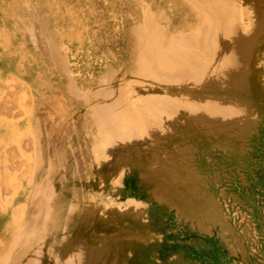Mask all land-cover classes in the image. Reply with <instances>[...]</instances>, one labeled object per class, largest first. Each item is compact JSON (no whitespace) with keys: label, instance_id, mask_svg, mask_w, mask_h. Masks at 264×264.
<instances>
[{"label":"rangeland","instance_id":"rangeland-1","mask_svg":"<svg viewBox=\"0 0 264 264\" xmlns=\"http://www.w3.org/2000/svg\"><path fill=\"white\" fill-rule=\"evenodd\" d=\"M215 1L0 0V264H264V0H225L236 51ZM155 31H219V83L142 69ZM204 101L245 117L205 128Z\"/></svg>","mask_w":264,"mask_h":264},{"label":"bare ground","instance_id":"bare-ground-1","mask_svg":"<svg viewBox=\"0 0 264 264\" xmlns=\"http://www.w3.org/2000/svg\"><path fill=\"white\" fill-rule=\"evenodd\" d=\"M225 0H216L215 4L217 5V8L215 9V12L211 14L210 17H208V21L209 18H212V24L210 25L209 23V29L213 30L212 27L217 28L219 31L224 33L225 38H228L229 40V45L232 47L234 46L235 49H233L234 51L237 50L236 46L239 45V40H241V37L239 35L236 34V30H235V26L234 25H227L226 24V20L228 17H230V14H234L233 10H230V8H227L226 6L224 7V3ZM230 4V3H229ZM262 5V4H261ZM241 6V5H240ZM178 7V5H177ZM248 9V8H247ZM258 9V8H257ZM244 10V9H243ZM262 10V9H261ZM245 11V10H244ZM263 12V11H262ZM261 13V12H260ZM259 13V14H260ZM187 14V13H186ZM206 14L208 15V11H206ZM187 17V15H186ZM248 18V17H247ZM191 19V18H190ZM199 19V18H198ZM186 22V20H185ZM260 22V20H259ZM190 23V22H189ZM247 23V22H246ZM186 24V23H185ZM258 27V26H257ZM208 28V26H207ZM206 28V30H207ZM255 29V28H254ZM205 30V31H206ZM248 30V29H247ZM203 31V30H202ZM204 31V32H205ZM215 31V30H214ZM219 31H216L215 33L212 32L210 34H208L205 37V34L201 35V37H197L195 34L194 36H190V37H186V38H181L179 39L180 41H177L174 44H163L161 42H156L155 41V37L158 35L156 33V31L152 33V36H148L147 40L149 38V44H148V49H143L145 54L143 55V51L141 52L143 55L142 58V64L141 68L147 70V72H149V74H152L153 72L155 73L157 70H159L160 68H166V67H170L172 65V61L173 59H179L182 57H185L183 60H181L178 63V67L179 70L177 72H175V74H173L172 78L170 79H176L177 82H183V84L188 81L191 80L196 84H202V85H215L217 82L216 81H210L208 78V74L207 73H212L211 71L215 69V67L212 64H206V54H209L207 47H210V42L214 43L216 40L220 39L219 37ZM256 31V30H255ZM263 31V30H262ZM142 32V31H141ZM143 33V32H142ZM259 33V32H258ZM262 33V32H261ZM264 33V32H263ZM259 35V34H257ZM256 35V36H257ZM140 36H143V34H141ZM258 37V36H257ZM256 39V37H255ZM222 41V40H220ZM225 42V41H224ZM238 43V44H237ZM220 44V43H219ZM223 44V43H222ZM225 45V44H224ZM144 47V46H143ZM185 47V48H183ZM192 47H201L202 52H196V51H190L187 50L186 48H192ZM182 50L181 54L179 50ZM250 49V48H249ZM141 51V50H140ZM178 52L180 55H174L175 52ZM218 52V51H217ZM198 53L200 54V58L196 55ZM225 53V52H224ZM223 53V54H224ZM246 53V52H245ZM222 57V56H221ZM252 58V57H251ZM233 59V57H232ZM232 63H236V65H234L232 67V70L234 73H232V70H229L230 74H237V73H243V71L241 70H235V68H238L239 66L242 67V64L245 62V59H242L241 61H236V59H233ZM205 62V63H204ZM248 62V61H246ZM174 63V61H173ZM247 65V64H246ZM173 67V66H172ZM247 67V66H246ZM229 69V68H228ZM231 69V68H230ZM247 73V72H246ZM153 75V74H152ZM195 80V81H194ZM246 82V81H245ZM219 83V82H218ZM217 83V84H218ZM230 83V82H228ZM226 85V84H225ZM224 85V86H225ZM235 85V84H234ZM176 87V86H175ZM204 87V86H203ZM176 89V88H175ZM189 90V89H188ZM178 91V90H177ZM174 92V91H173ZM174 94V93H173ZM189 94V93H188ZM178 96V95H177ZM16 97V96H15ZM19 100V99H18ZM229 100V99H228ZM231 100V99H230ZM20 102V100H19ZM240 104V103H239ZM224 105V102L221 101H208V102H202L200 104H198V107L195 111V115H194V119L197 120V122L199 123L200 126H204L205 128L207 127H215L219 124H223L225 123L224 121H226V123H236L239 122L240 120H242L245 117V114H237L236 110H226V112L223 110L222 106ZM136 106V105H135ZM27 109V108H26ZM139 109V107H138ZM140 110V109H139ZM172 111V110H171ZM102 112V111H101ZM135 113V111L132 110H128L126 112L123 113L124 117L125 116H132ZM139 114V113H137ZM176 115V114H175ZM184 115V114H183ZM143 116V115H142ZM141 116V132L143 134V126H145L146 121L143 119V117ZM192 116V115H191ZM190 116V117H191ZM139 117V116H138ZM184 117V116H183ZM193 117V116H192ZM226 117V118H225ZM112 118L114 119V117L112 116ZM187 118V117H186ZM117 119V117H116ZM119 119V117H118ZM129 119V118H128ZM139 119V120H140ZM104 122H106L105 119H103ZM129 122V121H128ZM133 122V121H132ZM193 122V121H192ZM129 124V123H127ZM14 126V125H13ZM138 126V125H137ZM136 126V127H137ZM189 126V125H188ZM199 126V127H200ZM234 126V125H233ZM2 127V126H1ZM139 127V126H138ZM129 128V127H128ZM127 129V127H126ZM125 129V130H126ZM11 130V129H9ZM14 130V129H13ZM12 130V132H13ZM124 130V133H125ZM243 131V130H242ZM15 132V131H14ZM150 134V131H148ZM11 133V132H10ZM15 135V133H14ZM17 135V134H16ZM141 135V134H140ZM234 135V130L233 127L223 131V132H219V133H215L212 135V137L210 138H224L227 141H233L234 137L232 138V136ZM239 136V135H238ZM6 137V136H5ZM126 137V136H125ZM122 138V137H121ZM159 138V137H158ZM209 138V139H210ZM151 139V138H150ZM124 141V140H123ZM125 142V141H124ZM127 142V141H126ZM129 142V141H128ZM234 143H237V139L234 141ZM4 144V143H3ZM122 145V144H121ZM4 146V145H3ZM125 146V145H124ZM117 147V146H116ZM115 147V149H116ZM236 147L237 150L240 149V145L234 146ZM118 149V148H117ZM124 149V147H123ZM120 150V149H119ZM118 150V151H119ZM125 150V151H124ZM122 152L129 153L127 152L128 150H126V147ZM125 154H123L124 156H126ZM113 156V155H112ZM134 156V155H133ZM130 157V155H129ZM136 157V156H135ZM134 157V158H135ZM114 158V157H113ZM119 159V158H118ZM120 160V159H119ZM124 161V158H123ZM25 165V164H24ZM23 174V173H22ZM8 175V174H7ZM15 176V175H14ZM6 178V177H5ZM10 178V177H9ZM168 178V177H167ZM172 180V179H171ZM7 181V180H6ZM5 181V182H6ZM12 181V180H10ZM14 182V181H13ZM173 182V180L171 181ZM8 184V183H7ZM10 184V183H9ZM173 184V183H172ZM171 185V184H170ZM174 187L171 185L172 188H174L173 190H179L180 189H175V183L173 184ZM13 186V185H12ZM181 186V184L179 183L178 187ZM191 186V185H190ZM183 188V187H182ZM186 188V187H185ZM187 189V188H186ZM183 190L185 191V189L183 188ZM176 192V191H175ZM181 193V192H177L176 194ZM185 195V196H183ZM192 194L188 191L185 192L184 194H182L181 196H183V198H192L193 196H191ZM179 196V194H178ZM180 196V197H181ZM177 197V196H176ZM175 198V197H174ZM76 259V258H75Z\"/></svg>","mask_w":264,"mask_h":264}]
</instances>
